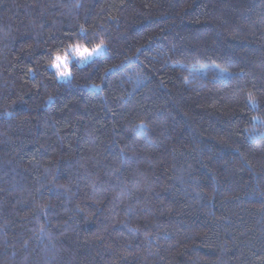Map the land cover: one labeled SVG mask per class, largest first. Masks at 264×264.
<instances>
[{
	"label": "trees",
	"instance_id": "trees-1",
	"mask_svg": "<svg viewBox=\"0 0 264 264\" xmlns=\"http://www.w3.org/2000/svg\"><path fill=\"white\" fill-rule=\"evenodd\" d=\"M0 264H264V0H0Z\"/></svg>",
	"mask_w": 264,
	"mask_h": 264
},
{
	"label": "snow or ice",
	"instance_id": "snow-or-ice-1",
	"mask_svg": "<svg viewBox=\"0 0 264 264\" xmlns=\"http://www.w3.org/2000/svg\"><path fill=\"white\" fill-rule=\"evenodd\" d=\"M82 31H84L82 29ZM104 49V43L101 41V43L94 45L91 48H88L86 46L82 45H74L72 48V51L80 57L81 61H88L95 56H98ZM68 55L65 52V54L62 56L59 51H57L54 54V59L52 60V67H54L57 70V74L60 77L68 78L72 75L71 69L69 68L68 63ZM219 67V66H217ZM224 73L227 75H234L233 73L229 72L227 69L224 70ZM247 100L252 103L254 106L257 104V98L253 92L247 93ZM253 119H256V117H253Z\"/></svg>",
	"mask_w": 264,
	"mask_h": 264
},
{
	"label": "rangeland",
	"instance_id": "rangeland-1",
	"mask_svg": "<svg viewBox=\"0 0 264 264\" xmlns=\"http://www.w3.org/2000/svg\"><path fill=\"white\" fill-rule=\"evenodd\" d=\"M73 48V47H72ZM72 48L70 49V51L67 53L69 59H68V63H69V68L71 69V65L72 64H77L79 66H83L91 61H93L94 59L98 58L99 56H101L102 54H104L106 52V46L104 45V49L103 51L98 55V56H95L94 58L88 60V61H81L80 57H78L73 51H72ZM63 56V55H62ZM212 68L215 70V71H218V74L220 76L224 75V70L221 69L220 67H217V65H213ZM51 69L54 70L57 74V70L51 66ZM198 70H204V68H199ZM57 77L60 81H67L71 78L68 77V78H63V77H60L58 74H57Z\"/></svg>",
	"mask_w": 264,
	"mask_h": 264
}]
</instances>
